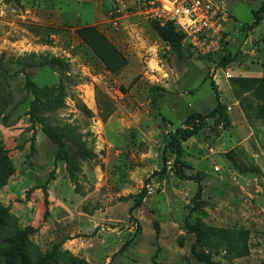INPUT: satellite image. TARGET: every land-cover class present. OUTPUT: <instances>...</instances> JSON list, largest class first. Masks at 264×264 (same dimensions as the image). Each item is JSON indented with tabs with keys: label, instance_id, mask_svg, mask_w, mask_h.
<instances>
[{
	"label": "rangeland",
	"instance_id": "374dc122",
	"mask_svg": "<svg viewBox=\"0 0 264 264\" xmlns=\"http://www.w3.org/2000/svg\"><path fill=\"white\" fill-rule=\"evenodd\" d=\"M212 1L229 14L234 61L171 49L149 0H0V180L13 168L0 185V264H205L190 254L186 216L225 229L213 260L264 264V171L251 166L264 168L263 98L235 79L264 77V14L246 28L264 0ZM84 25L127 63L109 71L76 33ZM218 101L217 117L180 141L182 171L202 187L188 215L197 182L175 174L170 149L151 174L188 115ZM250 127L259 132L245 137Z\"/></svg>",
	"mask_w": 264,
	"mask_h": 264
},
{
	"label": "trees",
	"instance_id": "16d2710c",
	"mask_svg": "<svg viewBox=\"0 0 264 264\" xmlns=\"http://www.w3.org/2000/svg\"><path fill=\"white\" fill-rule=\"evenodd\" d=\"M264 14V4H261L256 10L253 11V22L246 26L247 29H252L256 24H258L262 16ZM151 27L154 29L156 34L173 50L178 51L180 49L181 41L183 39V34L177 31L174 25L171 22L159 23L156 20L151 21ZM78 36L83 40V42L92 50V52L104 63L106 68L109 71H116L123 65L127 63V59L125 55L117 49L112 42L106 38V36L98 30L93 25H84L79 26L75 29ZM238 51L235 53H231V51H227L226 54L222 55V58L226 61H234L238 56ZM241 84H243L248 89H253L256 86V90L258 93L262 94V104L258 109L259 116L264 119V77H237L235 78ZM213 87V83H211ZM222 105L218 101L216 105L208 111V113L202 115L200 113H192L189 114L187 120L190 121L191 125L186 128H178L176 129L177 135L172 137L168 143H166L162 149V167L159 171H154L151 176L162 174L166 168L167 157L166 150L170 149V151L174 154V172L176 175L186 178L192 179L197 182V190L192 197L193 205L188 208V215L192 211H199L202 208L203 202L201 199V191L202 187L199 182V177H194L191 175H187L182 171V167L186 165L183 160H181L182 156V148L180 145L181 140H188L193 134L197 133L199 128L204 123L206 118H216L221 109ZM42 124L45 125L44 132L48 136V138L52 140H56V136L52 133V130L46 125V119H42ZM0 161H3V157L0 151ZM253 170L259 171V167L252 163ZM13 172L12 167H7L6 172L3 178L0 180V185H4V181L9 177ZM241 173H245V170H241ZM198 172L196 173V175ZM4 183V184H3ZM1 187V186H0ZM144 190V189H143ZM6 207L0 204V217L2 214H6ZM184 225L186 231L188 233L193 234V241L190 245V254L199 262H203L205 264H220L218 261L213 260L211 256V249L217 245L218 240H215L213 237V232L225 230L220 227H214L207 224L203 219L197 217L194 221H189L188 216L185 217ZM157 230V229H156ZM25 238V232L18 234L15 238H13L12 242H14L13 252L18 254L20 252V244ZM198 246L204 247L198 249ZM69 264H89L82 260H77L75 258L71 259ZM159 264V263H155Z\"/></svg>",
	"mask_w": 264,
	"mask_h": 264
},
{
	"label": "built area",
	"instance_id": "2783aa9c",
	"mask_svg": "<svg viewBox=\"0 0 264 264\" xmlns=\"http://www.w3.org/2000/svg\"><path fill=\"white\" fill-rule=\"evenodd\" d=\"M153 20L171 22L184 36L181 44L193 56L224 55L230 50L231 31L225 7L212 0H149ZM237 28H233L236 30ZM229 32V33H228ZM212 152V149L210 148ZM219 170L218 166H213Z\"/></svg>",
	"mask_w": 264,
	"mask_h": 264
},
{
	"label": "crops",
	"instance_id": "0c3cea01",
	"mask_svg": "<svg viewBox=\"0 0 264 264\" xmlns=\"http://www.w3.org/2000/svg\"><path fill=\"white\" fill-rule=\"evenodd\" d=\"M257 76V75H256ZM258 76H261V75H258ZM233 124H234V122H233ZM238 128V127H237ZM250 131H248L247 133H246V136L245 137H250V134L252 133V134H254V131H255V133H257V132H259V130H258V128L257 127H255V128H253V127H250ZM254 130V131H253ZM261 133H262V131H261ZM189 140V139H188ZM236 143H240V144H243V145H245V150L246 151H248L249 152V154L252 156V157H254L255 155H256V153H253L252 151L250 152L249 150H248V147H246V144L247 143H244V141L243 140H239V141H236ZM205 150V149H204ZM206 151V150H205ZM254 162L256 163V164H258L257 166L259 167V169H260V171H264V168L262 167V165L260 164V163H257V161H255L254 160ZM221 185H223V186H225V183L223 182V183H221ZM219 190L218 189H216V191L215 192H218ZM195 216V215H194ZM194 219H195V217H194Z\"/></svg>",
	"mask_w": 264,
	"mask_h": 264
}]
</instances>
